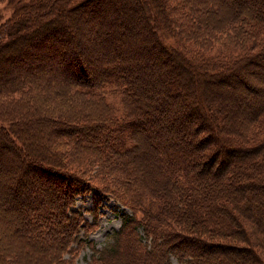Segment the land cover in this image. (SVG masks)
Segmentation results:
<instances>
[{
	"label": "trees",
	"instance_id": "trees-1",
	"mask_svg": "<svg viewBox=\"0 0 264 264\" xmlns=\"http://www.w3.org/2000/svg\"><path fill=\"white\" fill-rule=\"evenodd\" d=\"M75 1L70 10L98 9L93 0ZM159 2L155 28L148 29L151 41L134 32L137 22L129 41L122 42L116 32L122 17L109 16L107 8L91 17L101 23L95 36L103 42L101 52L80 51L67 35L60 36L66 28L54 8L69 0L18 1L0 23L4 61L10 51L24 52L26 37L43 47L40 58L34 54L20 60L16 53L12 73L0 74V142L19 152L12 159L0 150V158H7L6 163L0 159V264L69 263L65 255L78 252L86 240L79 235L89 228L72 207L92 189L130 211L120 212L121 225L107 245L93 246L99 264H171L170 254L185 264H264V97L252 104L237 102L228 90L211 88L209 95H200L204 108L199 116H192L193 106L188 112L167 106L169 97L195 78V71H183L182 63L204 68L207 77L240 70V75H264L254 69L264 59V0ZM222 29L231 36L223 43L236 42L242 51L221 64L210 57L207 66L209 60L189 48L213 41V32ZM154 48L169 64L157 76L163 84L162 108L151 111L156 107L146 99L150 88L140 80L147 75V86L156 85L154 74L146 73ZM52 50L65 58L59 69L66 75L49 69L61 61L55 55L51 63L56 65L46 62ZM80 53L93 61L94 72L73 78L71 71L82 69ZM225 56L227 51L218 58ZM53 89L73 93L72 104L60 111L39 108L38 101L49 99L39 92ZM108 91L119 96L120 114L106 103ZM147 114L157 122L143 127ZM183 114L194 118L193 124Z\"/></svg>",
	"mask_w": 264,
	"mask_h": 264
},
{
	"label": "rangeland",
	"instance_id": "rangeland-1",
	"mask_svg": "<svg viewBox=\"0 0 264 264\" xmlns=\"http://www.w3.org/2000/svg\"><path fill=\"white\" fill-rule=\"evenodd\" d=\"M20 1H27V0H0V23L3 22L5 19H8L11 16L13 7L16 6L15 3ZM123 1V2H122ZM69 4L64 3L62 5H59L54 8V11L56 12V20L62 19L65 31L64 34L63 31H60V36L63 38L65 35L69 37V40L74 43H77V47L80 49V51L84 49H89L92 51L93 49L101 52V47L103 42L99 39H96V32H98V29L100 28V24L98 23L97 19H92L91 17H94V15H98L102 13L105 8H107L106 13L110 15L115 16L116 14H120L122 17V21L120 23V28L116 32L120 34L122 37V42L124 40L129 41V33H131L133 30L134 32L138 33H144V36L146 40L151 41V36L148 32V29H154V25L157 18V10L160 7L159 0H110L107 2L106 0H93L92 4L95 6H98V9H92L89 7H76L74 9H69L73 3H75V0H69ZM124 3V4H123ZM123 4V5H122ZM167 5V2H166ZM102 8V9H99ZM211 8V6H210ZM160 9V8H159ZM96 10V11H95ZM210 11V10H209ZM93 12V13H92ZM148 12L149 16L146 17L144 14ZM180 12V13H178ZM177 13L181 14L182 9H180ZM28 18V17H27ZM27 18H23L22 21H27ZM95 18V17H94ZM214 18V17H213ZM215 19V18H214ZM138 22V23H137ZM133 23H137L133 30H130V27ZM139 25V26H138ZM218 25V24H217ZM138 26V27H137ZM174 30L179 29L178 25L176 23L173 24ZM105 29V28H104ZM120 29V30H119ZM107 30V29H106ZM104 31V30H103ZM227 29H222L221 31L213 32L214 40L210 41L206 44H201L200 42H194L195 45L190 46V50L194 51V47L196 50H199L200 52H195L200 54V56L206 57L207 59L203 58L204 60H209L207 63V66L211 63L210 57H213L215 59H220L219 64H221L224 60L227 61L232 58L235 53H240L242 51V48L238 45V43L234 42L232 45H226L224 40L231 39L230 34H228ZM68 33V34H67ZM148 36V37H147ZM27 38V37H26ZM24 38L23 41L26 43L23 47L24 52H18V51H10V54L7 57V61L3 60V57L0 56V65L4 67V69L0 70V74H10L13 71L14 68V61L16 53H20V60H26L29 58H33V55H38L37 57H42V49L41 46H35L33 42L27 41V39ZM63 40V44H69L70 41ZM205 43V42H204ZM19 44V41L17 40L15 43L11 44L13 46ZM128 46V45H126ZM204 47L206 50H202L200 47ZM243 47V46H242ZM189 49H187L189 51ZM12 50V49H11ZM53 51V52H52ZM50 51V55L48 54L49 51L46 52L45 58L46 62L49 64L56 65V63H51L53 60V56L58 55V59L61 61L58 63L57 66H53V68H49L50 70H56L60 74H64L62 70L59 69L60 65H64V59L57 53H55L54 50ZM154 61L153 65L150 67H146V73L147 74H154L155 78L151 79V82H155L156 85L152 87H148L146 80H148L147 75H143L144 78L140 80L142 85L146 88H150V90H146L149 96L146 99H152L154 100L153 103L155 104L156 109L154 110L151 108V111H156L157 108L161 109V89H162V83L159 84V80L157 76H159L160 72L162 70H165L166 67H168L169 62L167 63L164 53L159 52L156 48H154ZM224 51H227L229 56L218 58V56H223ZM190 52V51H189ZM93 53V51L91 52ZM191 53V52H190ZM8 54V53H7ZM78 57L80 58L79 66L82 68H77L76 70H70V76L76 77L84 73H90L94 72V68L92 67L91 63L93 61H87V56H83L82 53H80ZM62 55V54H61ZM133 56L136 55V52L132 54ZM152 55V54H151ZM98 55H93V59L96 58ZM171 56V54L169 55ZM35 57V56H34ZM92 55L89 56V59L91 60ZM9 58V59H8ZM34 58V60L36 59ZM173 60H176L174 56H172ZM2 60V61H1ZM4 61V62H3ZM175 62V61H174ZM261 63L258 64L259 67H255L254 69H258L262 73H264V59L260 61ZM89 63V65H87ZM225 63V62H224ZM91 65V66H90ZM94 65V64H93ZM182 67V70L188 69V72H194L195 71V78L194 80L191 79L189 83H187L186 87L182 91H178L176 94H173L172 99L167 101V106H170V109L178 110V106L183 107L187 112L189 111V108L193 106L195 112L192 116L201 114L204 108V99L200 98L201 93L209 95V89L215 88V89H226L228 90L232 96L235 97L236 101H240L243 103H257L264 97V75L260 76L257 75L255 71L247 72L245 75H240L239 73L233 74V75H216L213 77H207L206 73H202L204 71V68H198L196 65L190 66L185 63L180 64ZM59 69V70H58ZM203 69V70H202ZM181 70V71H182ZM178 72V73H181ZM206 71V69H205ZM162 73V72H161ZM201 74V75H200ZM176 76V73L174 74ZM242 76V80H238L237 76ZM146 79V80H145ZM179 81V80H178ZM53 85L52 87L56 86L55 82H51ZM110 90V88H108ZM192 90L194 93L198 92L199 98H197L195 95H193L190 91ZM188 92V94H186ZM163 93V92H162ZM38 94V93H37ZM39 95L44 98H49L47 100L38 101L37 105L42 107H45L48 105L51 107V109L44 110L46 112L50 111H60L63 110L65 107L68 108L67 105H71V96L74 95L73 93H61L59 91H56V89L52 90L51 94H46L43 92H39ZM143 95V93L141 94ZM189 97H188V96ZM18 97V94L17 96ZM191 97V98H190ZM227 97L226 95L222 94V99ZM105 101L108 103L111 107H113V112L115 111L117 114L121 113V104L119 96L111 94L109 91L105 95ZM141 100H146L143 97H138ZM33 99V98H31ZM25 100L30 101L29 98H25ZM160 101V102H159ZM243 106L241 104L238 107ZM47 107V106H46ZM44 113V112H42ZM51 114H54L52 112ZM55 116V114L53 115ZM183 118L187 119L185 115H182ZM144 123L143 127L147 124H154L157 122L155 120V117L153 118L150 115H145L144 117ZM194 119V118H193ZM192 118L187 119L186 122L190 125L193 124L194 121ZM63 123V122H62ZM61 124V123H58ZM57 124V125H58ZM45 125V124H44ZM47 127H50V125H45ZM142 127V128H143ZM42 131V129H41ZM39 131V133H41ZM16 133V132H15ZM43 133V131H42ZM38 139H35V142H38ZM22 147V146H21ZM2 149V152L7 155H11V158L14 159V155L17 154V149L15 151V148L10 146H4L2 142H0V150ZM19 153V152H18ZM21 153H24V150H21ZM3 155V154H2ZM4 156V155H3ZM7 157V156H6ZM1 159V158H0ZM4 160V163H6L7 158L1 159ZM0 160V165L1 161ZM3 163V162H2ZM11 162L8 164L10 165ZM40 184V183H39ZM38 184V185H39ZM27 189V188H26ZM110 198H107L106 195H101V197H98V192L94 189H92L91 192L82 194L77 197L75 205L72 207L73 210H79L81 214L85 217V219L88 221L89 228L87 230L86 235H79L80 237L85 238L86 240L81 244L78 252H71L69 254L65 255V258L69 260V263L66 264H99L98 261L93 260V255L97 256L96 252H94V248H101L105 245H107L110 242L111 234L116 231L122 222L121 217V211H129L128 207L123 204V202H120L116 200L111 195ZM256 205L257 203L254 202ZM254 205V206H255ZM257 208V205H256ZM257 213L259 212V209L257 208ZM137 218L140 217L139 212H136ZM135 217V216H134ZM136 218V217H135ZM141 230V229H140ZM82 232V230H81ZM78 245V244H76ZM171 258V264H185L184 262H181L177 260L176 257L173 256V254H170Z\"/></svg>",
	"mask_w": 264,
	"mask_h": 264
}]
</instances>
